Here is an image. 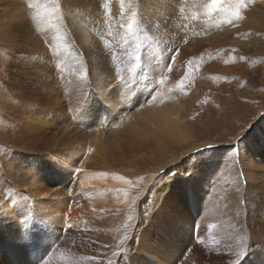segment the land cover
I'll return each mask as SVG.
<instances>
[{
    "label": "rangeland",
    "instance_id": "obj_1",
    "mask_svg": "<svg viewBox=\"0 0 264 264\" xmlns=\"http://www.w3.org/2000/svg\"><path fill=\"white\" fill-rule=\"evenodd\" d=\"M191 1L0 0V264H264V0L207 30ZM165 95L180 127L149 133Z\"/></svg>",
    "mask_w": 264,
    "mask_h": 264
},
{
    "label": "bare ground",
    "instance_id": "obj_2",
    "mask_svg": "<svg viewBox=\"0 0 264 264\" xmlns=\"http://www.w3.org/2000/svg\"><path fill=\"white\" fill-rule=\"evenodd\" d=\"M239 1L240 0H221V6H216L215 9H213V12H211L210 14H206V12H204V11H201V12L197 11L198 9H202L203 8V0H193V1L189 2V5L191 6V8L194 11L192 13V17L194 18V22L191 24V26L200 27V28H202L204 30L209 29V27H211L212 25L217 23V21H218V19L220 17V14L222 15L223 13H228V9H227L228 2H232L233 3L232 4V6H234L233 9L236 8V11L240 10V13L243 12L245 20L247 21L248 20L247 17L249 16L248 15L249 14L248 13L249 7H245V3L244 2H239ZM210 2H212V0H205V4L208 7L211 6ZM165 3L168 4V5L170 4L169 0H165ZM126 4H127V6L130 9H132L129 2H127ZM224 5L226 6V8L224 9V12H223V8L222 7ZM136 12L139 15H140V13L143 15V16L140 15L142 17L141 18L142 19L141 22H139V18L140 17L137 18L139 25L141 27H143V28L151 26V24H149V22H152V25H153L159 19H162V18L167 19L168 16H169V12L168 11H163V10L161 12L154 11V12H151V13L146 15V14H144V10H139L137 8ZM162 12H164V13L162 14ZM113 13L109 12L108 14H113ZM130 14H131V12L128 11L126 14L120 15V17H113V19H120V18L124 19L129 26H127V25H119L123 29H126L128 27L133 28L132 25L130 24ZM126 16H128V17H126ZM147 17H150L151 21H147V19H146ZM116 27L117 26H114L113 29H115ZM159 27L167 28L168 26L167 25H160ZM117 29H119V28H117ZM113 38H116V34H114V33H113ZM105 41L108 42L109 40H105ZM121 55H122V53H121ZM115 57H112L113 62L110 59L107 62L108 64H104L103 63L104 59H101V60H103L102 63L104 64V65L101 64L102 67H105V69L106 68L109 69L112 73L117 72L116 71L117 61H116V59H113ZM121 58H123V57H121ZM101 60H99V61L101 62ZM118 67H119V65H118ZM127 91H128L127 88H121L120 93L116 97L115 100H111L110 102L106 101V102H104V104L111 106L112 104L113 105L117 104V102H119L120 100H122L123 103H124L125 101H128V98L130 99L131 95H137L139 93L138 91H133L132 93L128 94ZM159 92H161V91H159ZM171 99H172L171 96L165 95V96H155L151 100H149L151 102L153 100H156V102L151 103L152 104L151 107H153L154 105L157 106L156 111H154V109H149L146 112V114L144 115V117H145V119H144V127L149 133L154 132V131L159 130V129H162V128L173 129V128H176V127H180V122L181 121H179V118L182 119L183 115L181 113H177V110H174L175 105L173 104V101ZM130 104L132 106L134 104V102H130ZM125 107L128 108L129 106H125ZM116 109H118V108H115V110ZM153 114H156L155 117H154ZM153 125H154L155 128L161 127L162 125H163V127L159 128V129H156V130H153ZM167 131H168V129H167ZM177 131H179V129ZM154 135H156V134H154ZM157 135H159V134H157ZM147 138L149 139V137H147ZM52 158H53V161H56V163L59 165V168L61 169L60 171L62 172V174L59 173L60 177L61 176H65L66 174H73V173L76 174L78 171H80V168H81L80 166H79L80 167L79 168L78 166L72 165L69 162L61 160V159L57 158V156L54 155V154H52ZM82 171L83 172L80 173L78 175L77 179H76L77 180V187L79 189H88V188L92 187L93 185H98L99 183H107V182H109L111 180H115V177L111 178V177L107 176L106 174L95 173V172L84 171V170H82ZM261 174L264 175V173H261ZM261 174H260V176H261ZM261 184L264 185V177L262 178L261 182H259V179H258V184H257V188H256L257 190H261V188H262ZM249 187H251V184H249ZM61 195L62 194H60V196ZM46 196H48V193L46 191L42 192V196L41 197H46ZM53 196H57V195H53ZM51 199L53 200L55 198H51ZM60 207H62V206H61V204H59V202L57 200L56 201H51V200L41 201V209L47 215L52 216L54 219H57L59 221H61V219H63V217H64V214L60 211ZM62 223H64V222H62ZM192 255H195V253H192ZM193 260H194V262L196 264H202V260L201 259L193 258ZM197 260H201V261H197ZM167 263L170 264V261L167 262ZM167 263H165V264H167Z\"/></svg>",
    "mask_w": 264,
    "mask_h": 264
},
{
    "label": "snow or ice",
    "instance_id": "obj_3",
    "mask_svg": "<svg viewBox=\"0 0 264 264\" xmlns=\"http://www.w3.org/2000/svg\"><path fill=\"white\" fill-rule=\"evenodd\" d=\"M214 2H215V0H214ZM235 15L237 16V17H239V12L237 11L236 13H235ZM175 58L173 57V60H174ZM121 179H123V177H121Z\"/></svg>",
    "mask_w": 264,
    "mask_h": 264
}]
</instances>
